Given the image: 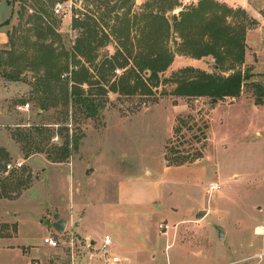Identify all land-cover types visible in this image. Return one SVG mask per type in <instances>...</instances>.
I'll list each match as a JSON object with an SVG mask.
<instances>
[{
	"label": "rangeland",
	"instance_id": "obj_1",
	"mask_svg": "<svg viewBox=\"0 0 264 264\" xmlns=\"http://www.w3.org/2000/svg\"><path fill=\"white\" fill-rule=\"evenodd\" d=\"M41 1L50 15L43 18L54 23L57 34L38 39L34 22H28L29 15L40 14L37 0H0V19L10 18L0 51L13 46V60L25 63L20 55L37 41L52 43L61 63L69 65L62 81L71 88L75 74L88 68L90 83L81 86L103 105L95 116H87L83 108L65 106L62 89L55 86L50 96L57 101L41 109L32 82L43 71L24 69L22 79L10 80L3 75L11 69L8 54L0 52L6 61L0 65V147L9 152L0 164V238L17 234L14 213L28 214L19 220L15 244H27L33 258L49 264L50 252L60 250L44 239L56 221L54 214L60 213L73 225L72 233L59 232L64 239L73 237L76 246L80 237L74 225L82 221L103 225L114 239L110 248L118 252L131 240L141 242L139 225H149L145 264H264V95L257 103L255 87H264V29L258 26L264 20V0H250L246 9L257 23L247 31L245 63L236 68L249 69L253 76L239 97L217 101L174 95L175 83L165 80L185 66L220 72L212 56L197 59L177 52L181 38L173 25L184 6L198 0ZM170 1L181 5L167 10ZM57 3L63 5L60 13L54 11ZM150 14L169 20L167 46L176 52L157 86L147 82L149 71L140 81L130 66H119L122 56L112 58L132 43L137 50L134 44ZM75 18L86 25L75 28ZM86 30L98 37L94 45L103 44L91 62L81 56L75 61L74 47L79 39L87 43ZM135 81L138 89L131 91ZM27 102L28 110L17 109ZM39 125L50 130L38 134L34 127ZM25 132H33L34 141L26 140ZM201 211L204 215L198 217ZM132 225L134 234L128 230ZM102 245L96 251L108 257ZM15 260L21 262L19 256ZM71 260L76 262L74 255Z\"/></svg>",
	"mask_w": 264,
	"mask_h": 264
},
{
	"label": "trees",
	"instance_id": "obj_2",
	"mask_svg": "<svg viewBox=\"0 0 264 264\" xmlns=\"http://www.w3.org/2000/svg\"><path fill=\"white\" fill-rule=\"evenodd\" d=\"M50 1L53 2L52 0ZM127 1L125 0L123 4ZM37 2L39 3L37 7L40 14L37 12L29 15L28 22H34V29L38 35V39H42L44 36L47 37V35L52 36L57 34L54 23L51 22L53 25L51 23L47 24L43 18L45 14L49 15L46 4L43 1L39 2V0ZM180 5L179 1H170V4L166 8L167 10H171ZM256 23V20L248 14L246 9L242 7L235 9L225 2L218 0H198L196 4L191 3L184 6L180 11L179 20L173 25L181 38L177 52L181 55L197 59L212 56L215 61V67H218L217 69L220 72H207L193 66L180 68L173 74L171 79H165L175 83L172 94L195 98L209 97L211 99L239 97L244 83L253 76V73L249 69L242 70L236 68L245 63L247 31ZM8 24H10V18L0 23V28ZM83 24L77 18L73 20L75 28L86 25ZM170 29L171 25L165 15H162L161 18L158 14H150L147 16L146 29H142V36H139L136 44H134L137 50L133 49L132 43L126 53L119 49L112 58H118V55L122 56L123 61L119 63V66L124 68L130 66L131 72L133 71L135 77H138L140 81L143 77L142 73L149 71L150 75L147 77V82L157 86L160 83L159 74L165 72L171 66L176 55V52L167 46ZM85 32L86 36L84 39L87 40V43L84 45L81 43V39H79L77 45L74 47L73 58L75 61L77 56H81L86 61L91 62L94 59L92 56L93 51L96 50L97 46L103 44L102 41H99L101 43L94 45V42H98L96 34L91 30H86ZM12 40L13 35L9 36V42ZM119 40L122 43L123 38L121 37ZM0 52L8 54L7 65L11 69L3 75L10 80L18 81L22 79L21 76L24 69L36 72L43 71V75L36 76L35 82H32L33 92L39 93L38 100L41 109L48 110L57 101L53 100L50 96L51 93L53 94L55 86L62 89L63 104L65 106L72 103L73 106L83 108L87 116H95L98 113L99 107L103 105L101 102L96 103L87 96L81 86L84 82L90 83L91 77H89L88 68L84 67V74H75L72 79L74 83L71 88L68 86L69 82L65 83L62 81L61 78L68 70L69 65L61 63V59L52 43L46 45L44 42L37 41L31 51H25L20 55L21 58L26 60L25 63H17L13 60V46L9 50ZM109 60L111 61V59ZM4 62L6 63L0 53V65ZM230 70L232 72L225 74V72ZM59 83L61 85H58ZM137 84L138 82L135 81L131 91L138 89ZM145 86L147 87L149 84H145ZM255 87L259 94L256 102L261 103L264 87L260 84H256ZM48 130L50 129L46 125L34 127V131L38 134H43ZM176 130L178 131L179 129L177 128ZM23 135L26 140L34 141L33 132H25ZM8 158L9 152L5 148L0 147V164L3 159ZM182 163L179 162L176 165ZM5 168L6 164L4 165ZM16 224L14 230L17 228Z\"/></svg>",
	"mask_w": 264,
	"mask_h": 264
},
{
	"label": "crops",
	"instance_id": "obj_3",
	"mask_svg": "<svg viewBox=\"0 0 264 264\" xmlns=\"http://www.w3.org/2000/svg\"><path fill=\"white\" fill-rule=\"evenodd\" d=\"M189 0H186L188 2ZM221 2H225L229 6H241L245 9L250 8V0H218ZM11 9V8H10ZM11 12V11H10ZM261 13L259 11H256L255 17L260 19ZM262 17V16H261ZM7 18V17H6ZM6 18L0 19V23L6 20ZM261 20V19H260ZM264 21V20H263ZM261 20V24L259 23L258 26H262L264 29V23ZM250 31V30H248ZM248 34V32H247ZM5 35L6 31L4 30V26L0 28V41L4 42L5 41ZM248 40V36H247ZM30 213V212H29ZM36 213V212H35ZM60 214V213H59ZM16 215L17 219V234L13 237H4L0 238V264H31L32 259H36L39 264H42L39 258H33L30 255V248L27 244H15L16 239L15 237L18 235V223L19 220L25 217L26 213H21V212H16L14 213ZM36 215V214H35ZM55 215V214H54ZM61 217V214H60ZM66 221L65 225V232L69 231L70 233L73 232L72 226L69 225L68 220L63 219ZM81 225H74L75 229L79 233V240L80 242H76L75 246V241L74 238L72 239L71 237L68 239H64L61 235H59V232L55 229V223L52 226H48L50 233L48 234L47 237H53L58 241V246L54 247L49 245L50 248H57L59 247L60 252H57L53 254L50 252L51 259L49 261V264H145V258L143 259V254L146 252L147 249L145 247L149 246V241H150V234H149V225H139L141 226L142 233L144 235L143 240L141 242L136 243L135 240H131L132 242L126 243L125 246L121 249V252L117 251V247L115 249L110 248L112 244L114 243L113 236L111 232L106 231L103 227V225H84L85 222H81ZM138 226V225H137ZM72 230V231H71ZM128 230L130 233L134 234L136 231V227L132 225ZM110 235L112 238V243L108 246V252L109 256L106 257L104 255H101L100 252H97L96 250L104 243V238L105 235ZM46 238V237H45ZM61 240H64V243H61ZM78 244V245H77ZM27 246L29 251L24 252L20 246ZM15 246L18 247V250H14ZM103 246V245H102ZM77 247V249H76ZM77 250V251H76ZM77 252H79L78 255H75ZM17 252V253H16ZM15 253V254H14ZM14 254V255H13ZM74 255L76 262L72 263L71 261V256ZM59 255V256H57ZM7 256L12 257L13 259L6 258ZM20 258V263L16 262L15 258ZM114 256H118L120 258L119 262H113L112 258ZM128 260V262L124 261Z\"/></svg>",
	"mask_w": 264,
	"mask_h": 264
},
{
	"label": "built area",
	"instance_id": "obj_4",
	"mask_svg": "<svg viewBox=\"0 0 264 264\" xmlns=\"http://www.w3.org/2000/svg\"><path fill=\"white\" fill-rule=\"evenodd\" d=\"M62 9H63V5H62L61 3H57L56 6H55L54 11H55L56 13H60V12L62 11ZM29 107H30V103H29V102L24 103V104H19V105H17V109H18V110H21V111H26V110L29 109ZM56 138H58V136H57ZM21 164H22V163H20V162L17 163L18 166H20ZM8 167H10V165H8ZM214 187H216V186H213V185H212V188H214ZM45 242L48 243V244L51 245V246H54V247L58 246V241H57L55 238L51 237V236H50V237H46V238H45ZM111 243H112V238H111V236L108 235V234L105 235L104 243H103V246H102L104 252H108V246H109ZM112 260H113V262H119V261H120V258H119L118 256H114V257L112 258ZM34 264H39V263H38V262H35Z\"/></svg>",
	"mask_w": 264,
	"mask_h": 264
},
{
	"label": "water",
	"instance_id": "obj_5",
	"mask_svg": "<svg viewBox=\"0 0 264 264\" xmlns=\"http://www.w3.org/2000/svg\"><path fill=\"white\" fill-rule=\"evenodd\" d=\"M178 19V16L177 14L175 13L173 15V20L176 21ZM213 101H217V98H213L212 99ZM202 215H204V211H201L199 214H198V217H201ZM54 218L56 219V224H55V229L62 233L65 229V225H66V221L63 220L61 217H60V214L59 213H55L54 215ZM220 228V238L222 239L223 236H224V231L221 230V227Z\"/></svg>",
	"mask_w": 264,
	"mask_h": 264
},
{
	"label": "bare ground",
	"instance_id": "obj_6",
	"mask_svg": "<svg viewBox=\"0 0 264 264\" xmlns=\"http://www.w3.org/2000/svg\"><path fill=\"white\" fill-rule=\"evenodd\" d=\"M258 230H262V228H261V227H259V228H258Z\"/></svg>",
	"mask_w": 264,
	"mask_h": 264
}]
</instances>
